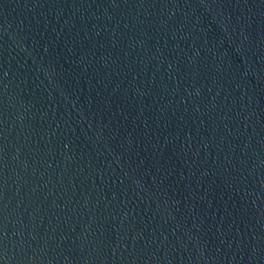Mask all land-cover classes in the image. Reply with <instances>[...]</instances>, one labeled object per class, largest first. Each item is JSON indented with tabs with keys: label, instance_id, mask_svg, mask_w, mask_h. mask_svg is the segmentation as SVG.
I'll return each mask as SVG.
<instances>
[{
	"label": "water",
	"instance_id": "1",
	"mask_svg": "<svg viewBox=\"0 0 264 264\" xmlns=\"http://www.w3.org/2000/svg\"><path fill=\"white\" fill-rule=\"evenodd\" d=\"M0 264H264V0H0Z\"/></svg>",
	"mask_w": 264,
	"mask_h": 264
}]
</instances>
